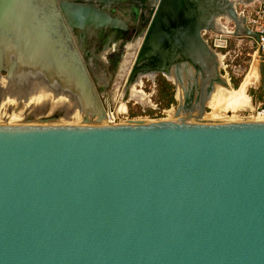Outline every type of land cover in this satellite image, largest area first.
<instances>
[{
    "label": "water",
    "instance_id": "obj_1",
    "mask_svg": "<svg viewBox=\"0 0 264 264\" xmlns=\"http://www.w3.org/2000/svg\"><path fill=\"white\" fill-rule=\"evenodd\" d=\"M44 3L69 40L72 28L125 22L74 0H0V40L10 24L11 51L24 61L14 36L26 17L34 43H45L36 47L37 59L42 53L41 61L62 76L76 63L86 81L80 92L91 93L106 114L72 40L65 53L44 18L48 12L40 11ZM152 4L127 84L140 68L168 80L165 72L177 75L187 65L197 116L0 124V264H264V120H202L222 76L218 53L202 36L211 0ZM225 43L215 39L213 46ZM142 59L148 64L137 67ZM11 62L0 57L6 72L0 77H12ZM5 93L0 88V102ZM182 107H193L192 99Z\"/></svg>",
    "mask_w": 264,
    "mask_h": 264
},
{
    "label": "bare ground",
    "instance_id": "obj_2",
    "mask_svg": "<svg viewBox=\"0 0 264 264\" xmlns=\"http://www.w3.org/2000/svg\"><path fill=\"white\" fill-rule=\"evenodd\" d=\"M33 1V0H32ZM46 1V0H45ZM242 0H211V5H207L205 11L204 21L207 26L204 28H219L220 30H225L226 28L222 26L220 23V18L225 17L228 19H233L237 23V28L240 31L246 30L244 17L242 14L236 11L237 2ZM246 1V0H245ZM217 4V5H216ZM29 5V4H28ZM210 6H215V9H210ZM217 6V9H216ZM40 11L48 12V15H45V19L49 22V24L53 27V34L56 35L57 41L60 45H63L65 48V53H68L67 47V39L65 33L59 26V20L57 15L51 14L52 11L49 10L48 3H44V7L40 6ZM45 14V13H44ZM28 18V22L31 23L30 17ZM33 20L35 21V15H33ZM17 26L18 30L14 36L17 44L19 45L20 50H25V60L21 58H17V54L13 49V32L12 27L8 24V27L3 30L2 37L5 39V43L0 40V57L3 58V61L6 62V59L11 58L12 62L8 63L6 66L10 67L13 70V64H15L14 72H12V77L10 79H6L0 77V88L4 90L5 96L4 99L7 98L8 95H11L12 98L15 96L22 95L24 99H28L32 103L39 105L42 108L53 107L51 114L43 112L45 115L40 116L36 113V117L34 119L21 121L17 120V118L13 116H6L4 118L0 117V124H5L3 119L9 120V124H21V123H51V124H107L109 121L105 117L91 93L80 92V88L85 86V79L79 74V68L76 63L70 65V70L68 71V75L62 76L59 72L53 73L48 64H44L45 62L44 56L39 52L40 59H37V46L45 45L44 42L41 44L34 43L33 33L30 30L26 17L22 18L20 24ZM28 27V28H27ZM41 27V26H39ZM206 28V29H207ZM31 32H30V31ZM227 30V29H226ZM28 31V33H27ZM52 31V30H51ZM238 32V31H237ZM234 34V33H233ZM238 34V33H237ZM12 39V40H11ZM144 39L136 41L131 44L132 48H136V50L140 47L141 43ZM48 43V42H47ZM31 44H33L31 46ZM28 56V57H27ZM30 56V57H29ZM136 57V56H135ZM33 58V60H31ZM42 60V61H41ZM216 60L218 66H222V59L220 56L216 55ZM67 62V61H66ZM135 64V63H134ZM148 62L146 59L140 60L136 63V66H145ZM259 61H256L251 71L257 70V74L259 73ZM135 66V65H134ZM179 72H182L188 76L192 75V70L189 66L184 65L179 68ZM71 72L74 73L73 76L69 75ZM165 72V76L168 78L170 82H173L176 87V100L179 101V108L166 109V117L162 120H175L178 118H183V120H187L188 118L194 119L198 114V109L196 107V95H193L192 98L189 96V90L187 86L188 78L185 76H181L180 74ZM154 75V71H144L142 68L138 69L133 74V77H130L128 84L123 89L122 94L120 95L121 101H118L116 107L114 108L113 113H109V118L112 116H119V113L125 112L126 105L125 103L132 99L136 98L140 102L143 103L144 100L147 99V96L144 92L141 91V78L148 77L152 78ZM260 75V74H259ZM177 76H179L180 80H177ZM181 76V77H180ZM214 90L207 102V105L211 107V111L204 114L202 120H225V121H247V120H259L252 117L247 116H238L234 115L233 110H253L254 108V99L249 98L245 95V92L242 89L233 90L229 87L228 81L225 76H221L220 82L214 85ZM178 94V95H177ZM195 94V93H194ZM63 96V98H62ZM79 99H82V103L84 102L83 110L86 109V112L83 110L77 109L76 105L73 102H77ZM189 99H192L193 107H182L183 104L187 103ZM66 104H69L66 107ZM16 105V104H15ZM18 105V104H17ZM20 106V105H19ZM18 107V106H17ZM19 109V108H18ZM47 109V110H48ZM20 110V109H19ZM23 110V109H22ZM217 110H223L224 114H218ZM1 111V110H0ZM49 111V110H48ZM50 111V112H51ZM3 112V111H2ZM26 112V111H24ZM47 112V111H46ZM7 113V112H6ZM5 113V114H6ZM28 113V112H26ZM103 114V118L100 121L93 120L90 121L89 116H94V118H99ZM7 115V114H6ZM15 115V114H14ZM35 115V114H34ZM42 115V114H41ZM24 117V115H23ZM31 117V116H30ZM20 119V118H19ZM22 119V120H23ZM19 122V123H18Z\"/></svg>",
    "mask_w": 264,
    "mask_h": 264
},
{
    "label": "rangeland",
    "instance_id": "obj_3",
    "mask_svg": "<svg viewBox=\"0 0 264 264\" xmlns=\"http://www.w3.org/2000/svg\"><path fill=\"white\" fill-rule=\"evenodd\" d=\"M244 2L245 0L237 2L236 11L238 13L244 12L245 16H247L249 7H246L244 5ZM220 23L227 30L226 29L220 30L219 28L216 29V28L206 27L207 29L204 28V30L202 31V36L208 42V44L214 48V50L218 53V56H220V58L222 59L223 64L221 67H219V69H220L221 75L226 77L229 87L233 90H238L241 88L242 91L245 92V87L251 83V78L254 75H258L257 70L251 71L250 69V71L248 72L251 63H253V56L255 55V51H256V45L254 43V39L252 37H248L247 35H245L246 38L239 42L237 33H243V32H246V30H243V31L238 30L237 23L233 19L222 17L220 18ZM204 26H207V24H205ZM247 27L250 28L248 25ZM215 39L225 40L226 43L222 47H214L213 42ZM129 48H131V46ZM135 51L137 52V50L135 49L134 50L131 49L129 51L127 50L124 58L128 56L125 60L127 62L129 61V64L124 67H122L121 65L120 71H118L111 78V81L107 80V78H105V75H100L99 77L101 82L105 81L108 83V84L106 83L107 84L106 98H104L103 100V105L106 111L108 108L113 111L117 105L116 103L118 101H121L120 95L123 92L122 89L124 88L123 86H124L125 78L128 74V71L131 70L132 66L135 63L134 62L135 56L132 54ZM255 62L256 61H254V63ZM0 74L4 76L6 72L4 70H1ZM159 76H162V75L160 73H157L153 75L152 78H148V77L141 78L140 89L147 96V99L144 100L143 103L137 100L136 98H132L128 100L125 103V105L128 109L129 116L131 112H137V115L134 116L136 118L140 117L143 119L144 118L145 119L146 118H155V119L163 118L164 119L166 117V113H164L166 109L173 108L177 110V106H180V103L178 100L176 101L175 99H174L175 102L172 105H170L168 108L160 107V103L157 100L158 92H159V88H158ZM235 84H237L236 88L234 87ZM252 87L254 88L256 87L255 89L256 91L259 90L258 83L256 85H252ZM254 88H253V91H255ZM173 92L174 94L176 93L175 88L173 89ZM247 97L253 98L251 96H247ZM82 101H83L82 99H79L77 102L76 101L73 102L76 105L77 109L81 111L83 110L82 105H84V102L82 103ZM68 106L69 104H66V107ZM47 109L48 108L39 107V105L35 104V102L32 103L28 99L27 100L24 99V97L22 95L20 96V94L13 98L11 95H8L7 98L5 99L3 98L2 101L0 102V110H1L0 117L4 118L6 116H13L17 118V120H20V122L25 121V120L27 121L29 119L30 120L34 119V117H36V113L39 114V117H40V116L45 115L43 113L44 111L45 113H49V114H51L54 111V110L51 111L52 109H54L53 107H49L48 109L49 111ZM211 110H212L211 107L209 106L206 107L207 112ZM148 111H153L152 115H150ZM217 111L219 112L218 114H221V115L224 114L223 110H220V111L217 110ZM83 112L87 113L86 109H84ZM232 113H234V115L243 116V112L241 109L233 110ZM23 118L24 119L26 118V119L24 120ZM88 118H91V116H89ZM3 122H6L5 124H9L10 121L3 119Z\"/></svg>",
    "mask_w": 264,
    "mask_h": 264
},
{
    "label": "flooded vegetation",
    "instance_id": "obj_4",
    "mask_svg": "<svg viewBox=\"0 0 264 264\" xmlns=\"http://www.w3.org/2000/svg\"><path fill=\"white\" fill-rule=\"evenodd\" d=\"M74 1L84 4H92L99 8H103L107 10L111 16H117L125 22L123 26L112 27L107 30L102 28H94L93 30L71 29L70 38L77 49L76 51L79 55L78 62L89 72L96 93L103 105V100L106 98L108 83L105 81L101 82L99 77L100 75H105V78L111 81V78L120 71L121 65L124 67L129 64V61L127 62L125 60L128 56L125 58L124 56L127 50H136L135 47L129 48L132 43L144 39L143 33L151 19L154 7L152 4L153 0ZM203 23L205 25V21H203ZM66 39L69 40L67 37ZM135 52L132 53L134 56H136ZM169 72L176 73L175 70ZM128 74L125 78L123 87L127 84ZM177 74L188 78V75H186L185 72H179ZM126 111L128 113L127 107Z\"/></svg>",
    "mask_w": 264,
    "mask_h": 264
},
{
    "label": "built area",
    "instance_id": "obj_5",
    "mask_svg": "<svg viewBox=\"0 0 264 264\" xmlns=\"http://www.w3.org/2000/svg\"><path fill=\"white\" fill-rule=\"evenodd\" d=\"M242 15L245 19L246 25H248L250 27V29L258 35V40L254 41V43L256 45L255 55L253 56V63H254V61H260L261 60L260 53L263 54V59H264V0H261L257 3L251 4L249 6L248 15L245 16L244 12H242ZM253 63H251L248 72L252 68ZM254 78H255V76H253L251 78V81ZM113 111L110 110L109 108L106 111V118L109 121V123L123 122V121L129 120V119H143L140 117H137V118L136 117H130L126 110H125V112L119 113V116H112V118L110 119L109 113L111 114V112L113 113ZM242 112H243V116L247 115V117H252L255 119H259V120H264V104H258L257 103V105L253 108V110L242 111ZM164 113H165V111H164ZM146 119H155V118H146ZM160 119H163V118H158L155 120H160Z\"/></svg>",
    "mask_w": 264,
    "mask_h": 264
},
{
    "label": "crops",
    "instance_id": "obj_6",
    "mask_svg": "<svg viewBox=\"0 0 264 264\" xmlns=\"http://www.w3.org/2000/svg\"><path fill=\"white\" fill-rule=\"evenodd\" d=\"M259 1H261V0H246L245 2H244V5L246 6V7H249L251 4H253V3H257V2H259ZM241 14H242V12H240ZM243 16V15H242ZM239 32V31H238ZM245 35H247V33L246 32H243V33H238V38H239V42L240 41H242V40H244L246 37H245ZM248 37H252V36H249V35H247ZM253 38V37H252ZM254 39V38H253ZM254 41H255V39H254ZM255 76V78L251 81V83L250 84H248L246 87H245V94L247 95V96H251V97H253V99H254V107L257 105V103L258 104H264V89H263V87H262V84H261V77H260V75H259V73H258V75H254ZM258 83V86H259V90L258 91H256L255 89H256V87L254 88V87H252V85H256ZM253 88H254V90L255 91H253ZM208 106V105H207ZM242 111H248V109L247 110H242Z\"/></svg>",
    "mask_w": 264,
    "mask_h": 264
},
{
    "label": "trees",
    "instance_id": "obj_7",
    "mask_svg": "<svg viewBox=\"0 0 264 264\" xmlns=\"http://www.w3.org/2000/svg\"><path fill=\"white\" fill-rule=\"evenodd\" d=\"M234 87H237V84L234 85ZM158 88H159V92H158V98L157 100L160 103V107L161 108H168L170 105H172L175 100H174V86L173 84L166 80L164 76H159L158 79ZM150 113V115H152L153 111H148ZM135 115H137V112H131L130 116L134 117Z\"/></svg>",
    "mask_w": 264,
    "mask_h": 264
}]
</instances>
